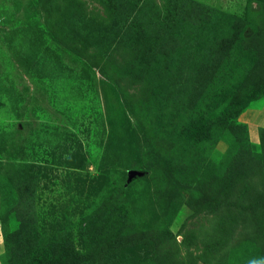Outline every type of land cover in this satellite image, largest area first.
<instances>
[{
    "label": "rangeland",
    "instance_id": "rangeland-1",
    "mask_svg": "<svg viewBox=\"0 0 264 264\" xmlns=\"http://www.w3.org/2000/svg\"><path fill=\"white\" fill-rule=\"evenodd\" d=\"M67 247L264 264V0H0V264Z\"/></svg>",
    "mask_w": 264,
    "mask_h": 264
},
{
    "label": "trees",
    "instance_id": "trees-1",
    "mask_svg": "<svg viewBox=\"0 0 264 264\" xmlns=\"http://www.w3.org/2000/svg\"><path fill=\"white\" fill-rule=\"evenodd\" d=\"M135 168L138 169V171H140V169H141L140 166H137ZM135 181H136V179L132 180L131 181V184L134 183ZM16 199H18V197H14L10 201L11 202H15V204H17L19 202H16ZM20 214H19L18 220L21 222V221L25 220L27 213L26 214H23L22 216H20ZM35 223H36V221H35ZM77 230H78V232L80 231L81 233H83V229L77 228ZM37 237H38V232L35 231L34 238H37ZM62 240L65 241V242H68L67 239L62 238ZM87 252H85V253H79V252H76L75 250L72 251L70 249V247H67L65 249V255L66 254L67 255H66V257H64V262L61 263V264H95V263H92L93 260H90V259L87 258V255H86ZM37 254L40 255V253H38V252H37ZM40 256H41V258L38 255L35 254V257L38 258V260L36 261V264H44V262H45V255L41 252V255Z\"/></svg>",
    "mask_w": 264,
    "mask_h": 264
},
{
    "label": "water",
    "instance_id": "water-1",
    "mask_svg": "<svg viewBox=\"0 0 264 264\" xmlns=\"http://www.w3.org/2000/svg\"><path fill=\"white\" fill-rule=\"evenodd\" d=\"M131 174H132V177H133L134 174H139V172L131 171Z\"/></svg>",
    "mask_w": 264,
    "mask_h": 264
}]
</instances>
